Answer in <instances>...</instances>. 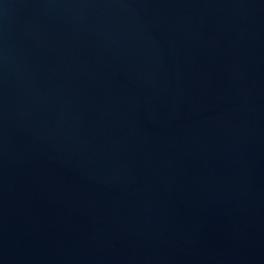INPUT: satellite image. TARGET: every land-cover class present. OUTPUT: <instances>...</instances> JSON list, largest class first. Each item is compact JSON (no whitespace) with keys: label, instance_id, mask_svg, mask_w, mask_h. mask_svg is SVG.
<instances>
[{"label":"water","instance_id":"obj_1","mask_svg":"<svg viewBox=\"0 0 264 264\" xmlns=\"http://www.w3.org/2000/svg\"><path fill=\"white\" fill-rule=\"evenodd\" d=\"M0 264H264V0H0Z\"/></svg>","mask_w":264,"mask_h":264}]
</instances>
